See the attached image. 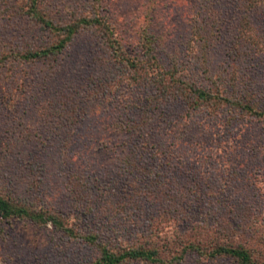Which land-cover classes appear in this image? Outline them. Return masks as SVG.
I'll return each mask as SVG.
<instances>
[{"label":"rangeland","instance_id":"obj_1","mask_svg":"<svg viewBox=\"0 0 264 264\" xmlns=\"http://www.w3.org/2000/svg\"><path fill=\"white\" fill-rule=\"evenodd\" d=\"M52 1L60 11L54 21L102 7L124 55L147 56L148 33L144 42L154 49L148 65L156 70L176 67L203 85L264 87V51L228 48L238 21L245 24L228 19L243 0ZM206 1L222 10L218 19L191 16ZM15 12L16 3L0 0V52L49 40ZM245 14L247 30L264 40V8ZM203 22L219 31L212 52L196 59L186 44ZM111 52L95 31L83 29L56 57L0 68V193L61 215L76 232L99 229L101 239L113 237L108 229L127 238L152 215L153 224L170 220L171 230L173 224L185 230L215 213L243 224L238 232L264 252V118L223 105L190 113L180 99L154 104L153 86L130 83L128 68ZM138 143L143 158L130 165L124 155L135 157ZM119 176L131 189L130 216L105 211L99 195L106 182L118 188ZM177 213L190 219L178 220ZM96 256L93 246L50 223L0 218V264H88ZM180 264L235 263L188 254Z\"/></svg>","mask_w":264,"mask_h":264},{"label":"trees","instance_id":"obj_2","mask_svg":"<svg viewBox=\"0 0 264 264\" xmlns=\"http://www.w3.org/2000/svg\"><path fill=\"white\" fill-rule=\"evenodd\" d=\"M12 1L16 3V16L27 19L31 26L37 27V30L42 29L49 40L38 43L32 48L22 47L18 50L1 51L0 68H3L7 62L22 63L23 61L49 58L50 56L56 57L77 32H81L83 29L93 30L112 50L110 55L114 57L116 62L128 68V81L130 83H146L148 87L153 86L150 99L154 101V104H162L169 99H180L184 103L186 111L190 113L197 109H201L205 113H213L219 106L222 107L223 105L227 108L231 107L243 115L264 118V87L251 89L245 86L238 87V85H234V87L225 83L203 85L194 79L186 78L181 70H177L176 67L159 71L156 70V66L148 65L149 59L154 58V49L150 44L144 42L145 40L148 41L150 37L148 33L143 36L144 41H142L147 56L144 54L132 57L124 55L114 42L121 37H118L111 25L107 24V19L104 20L99 13L102 7L98 8L96 5V8L91 7L92 9L90 8L91 10L86 14H73L68 19L54 21V15H60V11L55 9L52 0ZM254 7L264 8V0H243L241 6H234L236 12L231 14L228 19H244L245 24H241V20L238 21V29L234 32L232 43L229 42L228 45L229 51L233 50V45L237 44L249 46L248 51L252 55L264 51V40L247 30V27L248 29L250 27L247 25L248 16L245 12L251 11ZM238 10H241L240 14ZM221 12L222 10L218 7L211 9L210 3L206 1L197 6L195 11H192L191 16H196L199 19H218ZM203 23L205 25L203 28L200 25L194 29L191 28L190 38L186 44V48L196 59L200 55L205 56L212 52L211 49L214 48L217 39L216 32L219 31L215 22ZM232 23L234 22L232 21ZM155 82L156 85H154ZM145 140L143 139L139 143L142 144ZM139 143L138 147L142 149ZM138 147L136 148L139 152L134 153L135 157L132 153L129 156L124 155L133 162L130 163L129 160L126 162L127 164L136 165V162L143 158L145 151ZM118 179L123 180L124 183L118 181L117 178L113 179L112 182L118 181L120 183V186L116 188L106 182L105 185H102V191L99 192V195H102L101 200L102 204L105 205V211L113 212L115 215L120 213L130 216L128 204L131 203L129 202L131 201L129 197L131 189H128L129 183H125L127 182L125 178L119 176ZM175 209L179 211L178 207L173 210ZM175 217L183 222L190 219L189 216L186 217L181 213H177ZM0 218L4 220L26 218L40 225L50 223L65 234L81 239L97 251L95 259L88 264H127L131 262L180 264L188 254H195L205 259H229L235 264H264V252L255 250L245 236L238 232V229L246 227L243 224L228 222L227 217L224 218L215 213L206 219L197 220L195 222L196 227L194 224L192 228L185 230L179 229L180 227L174 224L175 228L171 230L170 224L167 222L170 220L164 224L157 220V223L153 224V219L157 216L152 215L148 216L150 220L146 227L137 228V230L130 232L127 238L122 236L121 238L118 234L119 230L108 229L113 237L107 238L102 235L101 239L98 233L99 229L86 228L84 231L76 232L74 226L72 225V227L69 225L70 223H67L68 219L62 218L61 215L48 209L32 207L30 204L17 200V198L0 193ZM175 223L178 224V221L175 220Z\"/></svg>","mask_w":264,"mask_h":264}]
</instances>
